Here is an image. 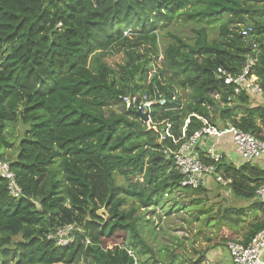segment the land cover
<instances>
[{
  "label": "trees",
  "instance_id": "1",
  "mask_svg": "<svg viewBox=\"0 0 264 264\" xmlns=\"http://www.w3.org/2000/svg\"><path fill=\"white\" fill-rule=\"evenodd\" d=\"M247 1L0 0V160L9 163L23 193L12 198L0 178V264L212 260L221 242L194 263L152 245L145 214L138 211L165 205L167 215L181 209L201 214L206 226L228 225L236 232L249 220L241 244L264 229V205L255 199L264 172L257 162L232 161L226 153L214 162L207 151L216 139H199L195 155L215 165L235 199L249 203H222L212 213L205 185L182 187V175L164 153L179 149L205 121L264 141V96L234 95L216 72L237 75L250 55L264 95V0ZM223 19L218 39L209 41L206 26L192 29V42L172 36L158 62L159 30L179 21ZM247 26L252 33L243 37ZM115 52L122 63L113 67L108 58ZM178 89L188 91L185 101L172 99ZM155 90L165 105L152 107L150 129L133 108L105 115V107L134 95L152 98ZM17 122L24 130L15 144L6 130ZM225 144L234 150L224 135L215 151ZM66 226H73V242L57 246L49 236ZM119 232L125 243L107 248Z\"/></svg>",
  "mask_w": 264,
  "mask_h": 264
},
{
  "label": "built area",
  "instance_id": "2",
  "mask_svg": "<svg viewBox=\"0 0 264 264\" xmlns=\"http://www.w3.org/2000/svg\"><path fill=\"white\" fill-rule=\"evenodd\" d=\"M251 33L252 28L249 26L243 28L241 31L243 37H247ZM255 63L256 59L248 55L245 65L239 74L232 75L222 68H217L216 72L219 76H222L226 85L232 86L234 95H239L244 92L250 95L253 100H257L258 98L262 99L264 96L263 88L259 84L256 76L252 73V68ZM172 99H176V94L173 95ZM123 102L128 109L133 108L135 112L141 111L142 113H147L149 117L147 124L149 125L152 107L154 105L164 106L165 98L158 90H155L152 98H148L146 95L138 98L137 95H134L125 98ZM187 123H185L184 128ZM204 123L205 126L190 136L179 149L164 151L166 155L172 157L176 170L182 175L183 179L180 183L182 187L197 188L200 185L207 184L209 177L214 178L222 186H226L229 182L224 180L216 172L214 164H205L195 155V146L201 138L216 139V142L211 144L207 151L208 158L214 162H218L222 158V154L215 151V144L224 135L230 137L232 147L239 160L245 162L264 160V141L258 140L254 136L234 127L217 129L206 124V121ZM261 168L264 172V164ZM0 178L6 182L7 191L12 198L19 199L23 196L22 190L17 185L15 174L10 169L9 163L3 160H0ZM255 199L264 205V184L256 188ZM72 230L73 226L59 228L49 237L55 241L57 246H67L73 242V237H71ZM226 251L232 264H264V229L259 231L247 244L233 241L227 242ZM204 264H218V262L214 261V259L210 260L207 258Z\"/></svg>",
  "mask_w": 264,
  "mask_h": 264
},
{
  "label": "rangeland",
  "instance_id": "3",
  "mask_svg": "<svg viewBox=\"0 0 264 264\" xmlns=\"http://www.w3.org/2000/svg\"><path fill=\"white\" fill-rule=\"evenodd\" d=\"M249 4H257L255 0L247 1ZM255 4V5H256ZM226 19H223L221 23L216 24H207L203 25L201 23H196L192 21L188 22H175L173 25H170L166 30H159L157 33V49L159 52V59L158 62L161 61V54L163 53L164 49L167 48L172 42V36L179 37L180 39L186 42H192L195 33L192 31L193 28H199L201 26H206L209 41L218 39L219 36V27L222 23L225 22ZM108 62L115 67L116 64L122 63V58L120 54L115 52L113 57L108 58ZM188 91L185 90H177L176 98H180L181 101H185L186 93ZM212 97L216 98L218 96L211 94ZM125 109H128L124 102H117L113 103L110 106L105 107L104 112L105 115L108 116L112 112L115 114H121L124 112ZM148 123V122H147ZM148 128L150 126L147 124ZM24 127L20 123H13L9 124L6 130L7 137L14 142L15 144L20 141L22 138V132ZM10 152L5 153V157L9 155ZM230 159L235 161L236 155L231 150ZM117 182L123 184L122 179L117 178ZM208 190L209 197L207 195V202L208 206L211 208V212L214 213L218 210L220 204H225L226 206H236V207H244L246 208L249 203L241 200L235 199L231 193L229 192L228 188L222 186L221 184L217 183L214 178L209 177L207 179V184L204 186ZM217 194L223 199L220 200L216 197ZM226 201V202H225ZM132 201L129 200L130 204ZM173 202L169 200L168 206H170ZM205 204V201L202 202ZM131 205V204H130ZM130 205L126 209L130 207ZM169 207L165 205V207H157L151 209L150 211H143V209H139L138 215L145 214L144 219L146 220V224L150 230V241L154 247H162L167 250V253L173 252L181 257L184 256V259L191 260L190 262L194 263L198 259V255L204 252L208 246L214 245L216 242H221L222 244L219 246L222 249H226V243L233 241L240 243V236L244 232L247 222L249 220L243 221L239 224L238 231L236 229L229 228L228 225H222L220 227H214L212 225H204L203 220L204 217L201 214L190 216L188 213L184 211H174L170 215L165 214V210ZM103 212H100L102 214ZM200 229V231H199ZM237 235H235L236 233ZM235 233V234H234ZM234 235V236H232ZM236 237V238H235ZM212 241H209V239ZM239 239V240H238ZM126 241L125 235L121 232L117 233L116 236L106 242L107 248L112 247L114 245H123ZM167 256V255H165ZM204 264L205 258L201 259L198 264ZM183 264H189L187 261Z\"/></svg>",
  "mask_w": 264,
  "mask_h": 264
},
{
  "label": "crops",
  "instance_id": "4",
  "mask_svg": "<svg viewBox=\"0 0 264 264\" xmlns=\"http://www.w3.org/2000/svg\"><path fill=\"white\" fill-rule=\"evenodd\" d=\"M232 148H228V144H225V147H223V149L221 148V151H219V153H226V154H230L231 153ZM233 153L235 154L234 150H232ZM236 155V154H235ZM236 161H238V157L236 156ZM258 165L262 166L264 164V160H260L257 162ZM222 248H217L215 249V251L212 252V256L211 258L214 259V261L218 262V264H232L230 259L228 258V254L226 249L225 250H221ZM263 260H264V256H263Z\"/></svg>",
  "mask_w": 264,
  "mask_h": 264
},
{
  "label": "water",
  "instance_id": "5",
  "mask_svg": "<svg viewBox=\"0 0 264 264\" xmlns=\"http://www.w3.org/2000/svg\"><path fill=\"white\" fill-rule=\"evenodd\" d=\"M135 115L138 116L144 123H147L149 120L147 113H142L141 111H137V112H135ZM100 212H104V210H101ZM100 212H99V214H100Z\"/></svg>",
  "mask_w": 264,
  "mask_h": 264
}]
</instances>
